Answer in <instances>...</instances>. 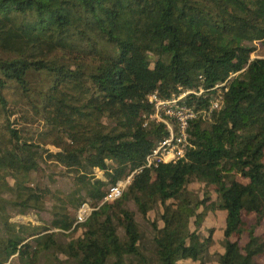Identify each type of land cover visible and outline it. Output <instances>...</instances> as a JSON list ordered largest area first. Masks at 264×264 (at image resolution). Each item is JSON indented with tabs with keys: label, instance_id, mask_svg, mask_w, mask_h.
Returning <instances> with one entry per match:
<instances>
[{
	"label": "trees",
	"instance_id": "trees-1",
	"mask_svg": "<svg viewBox=\"0 0 264 264\" xmlns=\"http://www.w3.org/2000/svg\"><path fill=\"white\" fill-rule=\"evenodd\" d=\"M257 43L264 0H0V264H207L213 231L201 227L217 211L216 262L264 264ZM220 83L218 109L190 122L184 159L143 169L102 203L169 134L145 122L148 95L201 91L186 97L199 112ZM62 178L79 187L66 207L40 229L12 223L62 199ZM84 204L92 211L80 221Z\"/></svg>",
	"mask_w": 264,
	"mask_h": 264
},
{
	"label": "built area",
	"instance_id": "built-area-1",
	"mask_svg": "<svg viewBox=\"0 0 264 264\" xmlns=\"http://www.w3.org/2000/svg\"><path fill=\"white\" fill-rule=\"evenodd\" d=\"M224 86L225 83H220L213 87L215 94L212 99L209 100L208 109L199 112L186 103V97L190 93L200 96L201 91L197 93L185 91L178 96H172L167 99L159 97L156 92L148 95L147 100L152 109L145 117V122L163 124L169 134L155 145L151 152L146 156L144 165L140 169L134 171L125 179L116 182L114 187L105 196L102 203H111L120 198L125 188L130 184L133 175L141 172L143 169H153L160 164L175 163L184 159L185 152L190 147V122L197 117L198 113H201V115L208 118L213 110L218 109L222 99L221 88ZM89 207L88 204H84L80 208L84 219L88 217L92 211Z\"/></svg>",
	"mask_w": 264,
	"mask_h": 264
},
{
	"label": "rangeland",
	"instance_id": "rangeland-1",
	"mask_svg": "<svg viewBox=\"0 0 264 264\" xmlns=\"http://www.w3.org/2000/svg\"><path fill=\"white\" fill-rule=\"evenodd\" d=\"M256 51L255 53L252 54L251 58L255 59V58H264V45H261L260 43L256 44ZM52 150V148H50ZM94 177L95 178H101L103 177V174L101 171L95 169L94 171ZM10 184H12V181H10ZM240 182H245L243 180H240ZM57 187H59L60 190V194L59 196L62 198L60 200H58L57 202L53 199H45L42 202V207L43 210H46V212H41V211H29V213H27V215H21L19 213L16 214H11L12 215V223L18 225V224H22L25 226H34V227H39V229L41 228L39 225L44 222L49 220L52 216L49 213V211L52 209V207H66L65 202L69 199L72 198L75 195V190H79V187H75L72 185V183L69 181L68 178H62L59 179ZM188 190L190 192L191 195L195 196V197H199L202 198L204 189L202 186H200L199 184H191L188 186ZM210 197L211 199H215L216 196L213 192L210 193ZM89 205V204H88ZM128 207L130 209H134V207L132 205H128ZM90 209V207H89ZM201 211V210H200ZM198 211V212H200ZM77 217L79 218L80 221H82L84 219L83 214L81 213V210L78 211L77 213ZM224 213L217 211V212H209L204 220H203V224L201 227V231L205 234L206 230L212 228V240H213V244L209 250V254H210V261L207 264H218L216 262V255H220L223 253V248H224V241L222 239V232H223V227H224ZM149 218L150 220L152 219H156L157 218V212L156 211H151L149 213ZM137 222L142 226V228L144 229V231H147V223L139 216L137 215ZM259 234H263L264 233V223L262 224V226L259 228L258 230ZM187 264H198V263H187Z\"/></svg>",
	"mask_w": 264,
	"mask_h": 264
}]
</instances>
